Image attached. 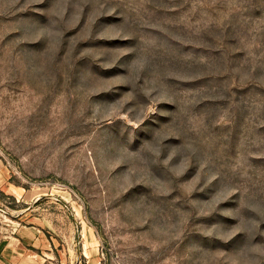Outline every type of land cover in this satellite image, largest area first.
Returning a JSON list of instances; mask_svg holds the SVG:
<instances>
[{
	"label": "rangeland",
	"instance_id": "rangeland-1",
	"mask_svg": "<svg viewBox=\"0 0 264 264\" xmlns=\"http://www.w3.org/2000/svg\"><path fill=\"white\" fill-rule=\"evenodd\" d=\"M0 160L54 264H264V0H0Z\"/></svg>",
	"mask_w": 264,
	"mask_h": 264
},
{
	"label": "crops",
	"instance_id": "crops-1",
	"mask_svg": "<svg viewBox=\"0 0 264 264\" xmlns=\"http://www.w3.org/2000/svg\"><path fill=\"white\" fill-rule=\"evenodd\" d=\"M10 187L4 163L0 160V189L10 191ZM10 192L16 198L29 195L28 191ZM57 251L60 250L53 235H48L38 223L22 225L7 234L0 231V264H54Z\"/></svg>",
	"mask_w": 264,
	"mask_h": 264
}]
</instances>
